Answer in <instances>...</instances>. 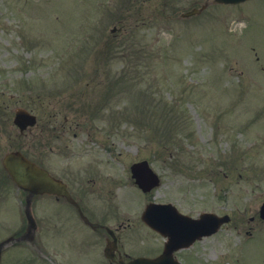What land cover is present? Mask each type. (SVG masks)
<instances>
[{"label":"rangeland","instance_id":"374dc122","mask_svg":"<svg viewBox=\"0 0 264 264\" xmlns=\"http://www.w3.org/2000/svg\"><path fill=\"white\" fill-rule=\"evenodd\" d=\"M16 108L37 117L23 135ZM15 150L54 174L68 165L86 188L107 179L110 204L85 199L98 212L227 214L198 260L264 264V0H0V240L25 225L1 166ZM142 160L160 178L149 195L130 178ZM17 247L1 264H51Z\"/></svg>","mask_w":264,"mask_h":264},{"label":"flooded vegetation","instance_id":"af4514ba","mask_svg":"<svg viewBox=\"0 0 264 264\" xmlns=\"http://www.w3.org/2000/svg\"><path fill=\"white\" fill-rule=\"evenodd\" d=\"M48 172L64 184L69 198L32 197L31 207L43 200L45 212L43 216L35 214L32 208L31 223L24 215L25 225L11 235L12 239H17L15 244L28 242L35 257L44 256L50 263L56 261L57 264H125L137 258L162 255L166 238L143 222L124 218L125 214L120 217L110 207L105 212L89 207L85 200L88 194L97 193L105 204H110L114 198L107 179L101 181L99 176L89 177L87 183L91 187L86 188L82 183L84 178L72 175L68 165L60 174H54L49 168ZM23 196L26 201L27 194ZM203 241L195 240L185 247L168 251L167 255L181 264H194L200 256L199 245Z\"/></svg>","mask_w":264,"mask_h":264},{"label":"water","instance_id":"95a60500","mask_svg":"<svg viewBox=\"0 0 264 264\" xmlns=\"http://www.w3.org/2000/svg\"><path fill=\"white\" fill-rule=\"evenodd\" d=\"M241 1L243 0H215L218 3H235ZM194 13H198V11L194 10L186 14V16ZM34 123L35 118L30 116L26 111L22 109L15 111L14 124L19 128L20 132L25 130L27 126H32ZM3 165L17 186L28 191L30 195L42 193L65 195L64 187L61 183L51 179L45 171L29 162L19 152L7 154L3 159ZM131 171L136 180V184L143 191H149L153 186L158 184L157 177L148 168L146 162L133 165ZM261 217L264 218V205L261 207ZM142 218L145 223L151 224L154 229L163 233H167L169 229L160 227L162 225H188L195 231L192 238H201L202 236L213 234L220 225L229 220L227 216L219 218L210 214H203L199 219L193 220L178 214L170 205H149L146 207ZM169 237L171 244L179 240L178 237L171 236L170 234ZM3 245V243L0 244V253ZM160 260L159 258L154 261H135L131 264H160Z\"/></svg>","mask_w":264,"mask_h":264}]
</instances>
